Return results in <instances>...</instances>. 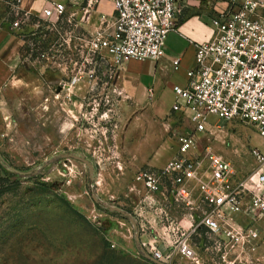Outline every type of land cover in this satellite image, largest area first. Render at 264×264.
I'll return each mask as SVG.
<instances>
[{
    "label": "rangeland",
    "instance_id": "374dc122",
    "mask_svg": "<svg viewBox=\"0 0 264 264\" xmlns=\"http://www.w3.org/2000/svg\"><path fill=\"white\" fill-rule=\"evenodd\" d=\"M33 22L25 32L23 24L15 28L23 78L0 91V264H153L142 254L130 218L144 225L145 240L155 230L161 241L168 222L152 228L148 207L139 215L146 190L135 178L149 167L133 164L128 131L139 113L131 102H121L113 85L119 71L108 57L88 52L81 40L66 42L72 28L66 20L59 32L45 19ZM30 28L37 33H29ZM84 63L93 73L91 82L77 84L85 91L76 85L63 89L62 80ZM165 101L170 104V96ZM179 122L181 128L193 127ZM209 122L198 134L202 155L210 149L239 175L251 174L257 164L250 151L264 138L240 121L210 116ZM167 138L175 141L172 133ZM69 154L87 159L93 174ZM183 214L169 211L174 220ZM198 252V263L178 254L173 264H264L260 248L241 261L213 259L204 248Z\"/></svg>",
    "mask_w": 264,
    "mask_h": 264
},
{
    "label": "built area",
    "instance_id": "2783aa9c",
    "mask_svg": "<svg viewBox=\"0 0 264 264\" xmlns=\"http://www.w3.org/2000/svg\"><path fill=\"white\" fill-rule=\"evenodd\" d=\"M4 1L12 28L23 24L25 32L36 24L33 19L42 18L58 31L66 20L72 24L66 42L73 37L83 41L88 52L103 60L108 57L115 71L132 59L162 57L180 12L176 0H111L115 9L111 31L81 39L75 13L68 10L67 3L46 0L39 16L21 7L20 0ZM99 1L87 0L86 6L92 8ZM212 25V38L197 46L195 65L187 70V84L173 87L176 101L172 110L182 112L193 128L185 133L171 126L169 133L177 143L174 157L163 167L140 170L135 178L146 190L139 215L148 207L153 212L148 221L152 228L168 222L161 241L155 230L145 240L141 235L144 225L131 217L140 229L137 244L144 257L165 264H173L178 254L198 263L197 248H204L213 259L232 256L240 261L248 258L251 249L260 248L264 258V152L251 149L257 165L244 177L221 154L205 149L202 155L198 137L211 124L209 117L215 116L245 123L264 138V0H242L219 12ZM28 32L35 35L37 30ZM173 65L178 70L180 59H173ZM86 67L84 63L70 79L62 80L63 89L82 80L91 82L93 73ZM171 209H180L183 217L170 218ZM238 214L250 220L242 222L233 216Z\"/></svg>",
    "mask_w": 264,
    "mask_h": 264
},
{
    "label": "crops",
    "instance_id": "0c3cea01",
    "mask_svg": "<svg viewBox=\"0 0 264 264\" xmlns=\"http://www.w3.org/2000/svg\"><path fill=\"white\" fill-rule=\"evenodd\" d=\"M44 1L20 0L21 7L39 16ZM54 1L67 3L68 10L75 13L79 38L86 39L100 31H111L115 11L111 0H100L92 8H87V0ZM241 1L176 0V6L180 9L179 20L167 36L165 54L158 60L132 59L117 73L113 85L123 96L122 104L131 102L139 113L136 119H132V127L128 131L135 167H163L172 159L177 148L176 141L166 139L171 126L185 133L193 128L179 126V121L189 120L182 112L172 110L176 101L173 87L187 84V70L195 65L198 44L210 40L214 34L213 18L219 12L236 7ZM7 19L8 5L0 0V91L4 85L23 78L21 40L18 31L11 27ZM175 58L180 59L178 70L174 69ZM77 91L83 93L85 89L82 87ZM169 96L171 103L166 104L165 98ZM172 144H175V148ZM254 147L264 152V143ZM233 216L242 222L250 220L243 214Z\"/></svg>",
    "mask_w": 264,
    "mask_h": 264
},
{
    "label": "water",
    "instance_id": "95a60500",
    "mask_svg": "<svg viewBox=\"0 0 264 264\" xmlns=\"http://www.w3.org/2000/svg\"><path fill=\"white\" fill-rule=\"evenodd\" d=\"M69 156L72 157V158H74V159H79V160H82L85 163H87L88 166L90 167V173L93 174V165L87 159H85L84 157L78 156V155H73V154H69ZM111 208L113 210L118 211L121 214L128 215L127 212L123 211L119 207H111ZM131 222L133 223V225H134V227L136 229V232H135L136 241L139 242V239H140V229H139V225H138L137 221H135L134 219H131ZM147 258H149L155 264H165V263H163V262H161V261L153 258L152 256L147 255Z\"/></svg>",
    "mask_w": 264,
    "mask_h": 264
},
{
    "label": "trees",
    "instance_id": "16d2710c",
    "mask_svg": "<svg viewBox=\"0 0 264 264\" xmlns=\"http://www.w3.org/2000/svg\"><path fill=\"white\" fill-rule=\"evenodd\" d=\"M81 216H82V215H81ZM82 217H83V216H82ZM85 221L88 222L86 219H85ZM88 223H89V222H88ZM146 260H147V261H150V260H148V259H146ZM150 262H152V261H150ZM152 263H153V262H152ZM153 264H155V263H153Z\"/></svg>",
    "mask_w": 264,
    "mask_h": 264
}]
</instances>
